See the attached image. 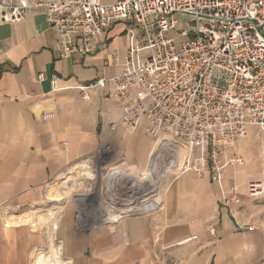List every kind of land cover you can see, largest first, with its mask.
I'll list each match as a JSON object with an SVG mask.
<instances>
[{
    "label": "crops",
    "instance_id": "obj_1",
    "mask_svg": "<svg viewBox=\"0 0 264 264\" xmlns=\"http://www.w3.org/2000/svg\"><path fill=\"white\" fill-rule=\"evenodd\" d=\"M56 40L42 10L0 23V264H264V198L247 194L250 180H264V134L228 149L244 163L225 168L221 187L178 161L154 166L158 138L110 129L122 115L111 85L89 98L77 88L122 72L126 24L86 56L61 57ZM7 205L23 223L5 225Z\"/></svg>",
    "mask_w": 264,
    "mask_h": 264
},
{
    "label": "built area",
    "instance_id": "obj_2",
    "mask_svg": "<svg viewBox=\"0 0 264 264\" xmlns=\"http://www.w3.org/2000/svg\"><path fill=\"white\" fill-rule=\"evenodd\" d=\"M39 10L57 33L61 57L94 54L114 23L126 24L130 45L122 72L77 88L89 98L90 90L111 85L106 97L122 105L112 131L141 128L158 139L167 132L185 144L180 172L208 173L221 187L225 168L244 163L226 158L228 149L251 126L264 134V0H0V23ZM181 18L188 22L180 29ZM51 86L60 89L56 76ZM261 161L264 170V147ZM230 194L241 202L235 186ZM247 194L264 198V180H250Z\"/></svg>",
    "mask_w": 264,
    "mask_h": 264
},
{
    "label": "rangeland",
    "instance_id": "obj_3",
    "mask_svg": "<svg viewBox=\"0 0 264 264\" xmlns=\"http://www.w3.org/2000/svg\"><path fill=\"white\" fill-rule=\"evenodd\" d=\"M188 22V19L186 18H181L179 19V28H184L186 26V23ZM172 35L176 38L177 41H180L182 40L181 37H178L176 32H173ZM248 135H263L262 133H260L258 131V129L255 127V126H251L249 127V132H248ZM170 141L173 142L172 144V147L175 148V146H178V149H176L175 151L171 150L169 151L170 153H173V156H172V160L170 163H166V165H172L173 164V161H175L176 159L178 158H181L183 155L182 153H184L185 150H187V147L185 144L181 143V142H177L175 139H172L171 137H167ZM159 143H157L158 145ZM157 145L154 147L156 148ZM168 152V153H169ZM153 154V153H152ZM153 158V157H152ZM176 158V159H175ZM153 160V159H152ZM146 184V183H145ZM146 186V185H145ZM150 187V186H149ZM152 187V188H151ZM151 190L150 192L148 193H145V196H149L153 194V191L155 190V187L151 186ZM147 192V191H146ZM18 210V209H17ZM19 211V210H18ZM5 212H6V221H5V225H10V226H15L17 225L18 223H23L22 221L24 220H21L19 217L18 218H14V214H16V211L13 207H11L10 205H7L5 207ZM21 221V222H20ZM42 223H45L46 221L45 220H41ZM52 245H54L55 247H58L61 246V243H60V240L58 239V237L54 236L52 237V243L50 242V246L46 249H44V253L46 255H50L51 257L50 258H53V255H54V252H50L52 251ZM59 245V246H57ZM50 248V249H49Z\"/></svg>",
    "mask_w": 264,
    "mask_h": 264
},
{
    "label": "bare ground",
    "instance_id": "obj_4",
    "mask_svg": "<svg viewBox=\"0 0 264 264\" xmlns=\"http://www.w3.org/2000/svg\"><path fill=\"white\" fill-rule=\"evenodd\" d=\"M167 137H171L172 139H174L170 133L163 132L157 141L159 144L152 152L154 166L160 163H163V164L170 163L172 160L173 153H170L169 151L171 150L175 151L176 149H178V146H175V148L172 147L173 142L170 141ZM186 153L187 151H185V153H182L183 158L182 157L178 159L175 158L176 159L175 161H178L180 163V167L182 165V162L185 159ZM145 193L147 192L145 191ZM49 216L50 218L53 217V213H49L48 217ZM49 264H54V260H50Z\"/></svg>",
    "mask_w": 264,
    "mask_h": 264
}]
</instances>
